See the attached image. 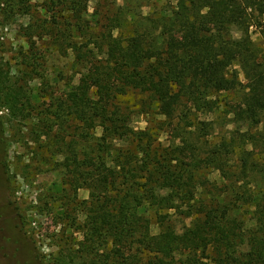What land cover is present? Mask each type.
<instances>
[{"label": "trees", "instance_id": "trees-1", "mask_svg": "<svg viewBox=\"0 0 264 264\" xmlns=\"http://www.w3.org/2000/svg\"><path fill=\"white\" fill-rule=\"evenodd\" d=\"M61 1L66 15L57 10L49 33L85 70L60 103L89 143L70 167L83 174L90 200L79 226L88 245L58 264H264V54L250 35L256 25L264 39V0H174L157 17L119 8L99 36L86 26L92 0ZM12 79L0 68V110L24 113L30 102ZM241 87L228 106L243 124V145L222 150L209 143L213 122L199 114ZM130 94L147 97L139 103L146 114L155 105L181 148H163L149 129L131 126ZM209 168L222 186L204 178Z\"/></svg>", "mask_w": 264, "mask_h": 264}, {"label": "rangeland", "instance_id": "rangeland-1", "mask_svg": "<svg viewBox=\"0 0 264 264\" xmlns=\"http://www.w3.org/2000/svg\"><path fill=\"white\" fill-rule=\"evenodd\" d=\"M61 2L0 0V68L21 88L22 100L30 102V109L24 113L8 107L0 110V264H58L60 255L78 252L81 256L88 245L79 226L85 220L84 204L90 200V190L83 174H76L70 167V159L76 151L83 160L89 143L81 136L79 123L67 116L60 103L66 102L68 94L80 84L85 70L75 61L72 50L61 48L49 33L58 23L57 10L66 15ZM174 5V0H92L86 26L99 36L107 18L119 8L129 11L130 18L157 17ZM233 30L239 38L238 28ZM250 35L264 54L261 28L252 26ZM236 70L245 84L241 69ZM243 92L241 87L221 94L216 97L220 107L215 112L199 114L201 121L213 122L209 143L219 149L224 150L222 145L230 141L238 146L230 151L243 145V124L234 120L228 106ZM146 99L134 94L125 99L134 113L131 126L136 131L149 129L163 148H181L172 128L161 124L165 118L158 115L155 105L149 114L140 111L139 103ZM97 135L101 136V130ZM192 140L204 152L213 149L199 139ZM203 176L212 188L224 184L221 173L214 169H204ZM177 224L182 226L181 222ZM159 232L154 223L152 233ZM73 260L78 262V258Z\"/></svg>", "mask_w": 264, "mask_h": 264}]
</instances>
